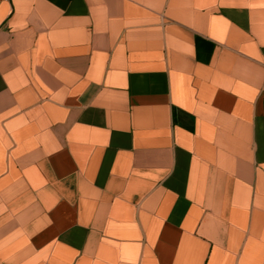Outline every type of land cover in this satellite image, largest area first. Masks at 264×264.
<instances>
[{"label":"crops","instance_id":"obj_1","mask_svg":"<svg viewBox=\"0 0 264 264\" xmlns=\"http://www.w3.org/2000/svg\"><path fill=\"white\" fill-rule=\"evenodd\" d=\"M0 264H264V0H3Z\"/></svg>","mask_w":264,"mask_h":264},{"label":"built area","instance_id":"obj_2","mask_svg":"<svg viewBox=\"0 0 264 264\" xmlns=\"http://www.w3.org/2000/svg\"><path fill=\"white\" fill-rule=\"evenodd\" d=\"M3 0H0V3L2 2Z\"/></svg>","mask_w":264,"mask_h":264}]
</instances>
